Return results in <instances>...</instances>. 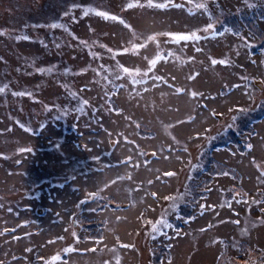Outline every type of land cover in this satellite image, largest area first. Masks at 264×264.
I'll return each instance as SVG.
<instances>
[{
	"label": "rangeland",
	"instance_id": "rangeland-1",
	"mask_svg": "<svg viewBox=\"0 0 264 264\" xmlns=\"http://www.w3.org/2000/svg\"><path fill=\"white\" fill-rule=\"evenodd\" d=\"M55 2L0 1L1 16L26 22L15 37L0 35L12 38L0 45V88L7 86L0 92V264H159L152 246L160 244L171 252L160 264H222V237L250 244L231 248L240 264L252 245L264 248V200L222 208L216 188L179 231L167 222L188 175H204L198 153L230 124L236 105L264 98V54L251 57L231 33L203 31L206 15L198 6L190 11L187 0L166 8L148 0H63L57 5L72 9L68 21L36 25L33 14L51 15ZM19 11L28 15L19 19ZM192 32L200 39H175ZM32 113L45 120L36 135L16 125ZM256 126L251 150L212 156L236 167L242 188L257 198L264 118ZM227 182L217 179L216 187ZM104 200L115 206L99 209ZM91 217L102 229L106 222L102 240L78 241L73 233Z\"/></svg>",
	"mask_w": 264,
	"mask_h": 264
},
{
	"label": "trees",
	"instance_id": "trees-1",
	"mask_svg": "<svg viewBox=\"0 0 264 264\" xmlns=\"http://www.w3.org/2000/svg\"><path fill=\"white\" fill-rule=\"evenodd\" d=\"M59 1L63 0H57V2L49 4L48 7L52 13L51 15L47 13L45 17H40L36 13L33 14L35 24L42 26V20L45 22L49 21L51 18L55 20L58 17L61 22L68 21L71 15H73L71 14L72 9L71 11H66L62 7H59V4L57 5ZM187 1L190 11H193L198 5H204V7H198L195 10L206 15V22L213 24V33L218 34L220 32H227L239 37L243 40L244 44L248 46L249 55L251 57H253L255 53L264 54V0ZM61 6H64V3H61ZM65 13L69 14L65 15ZM27 15V11H19L18 18L20 19ZM64 16L65 18H63ZM2 17H4V19H0V32L4 33V35H14L15 37V33L18 31H25V29H22L26 25L25 21L19 23L10 12L6 15L3 14V16L0 15V18ZM29 22L30 19L28 23ZM4 23L17 26L16 28L13 26H3ZM225 29H230V31H225ZM8 39L12 38L5 37L4 39L0 36V45L1 43H5ZM248 77V85L254 89L253 77H251L250 74ZM232 85L235 84L229 85V90L232 88ZM260 100H258L253 106L245 104H240V106L236 105V110H234L235 113L229 122L230 124L222 130V134L218 135L219 133H217V137L213 138L212 142L206 145L207 149L205 150L206 147L204 148L205 153H198L197 157L201 158V161L198 159L197 162L202 164L201 167L205 176L203 175L201 177V174L203 173L201 170L192 171L190 175H188L189 179H187L182 186L180 194H178L174 200V208L171 211L174 214L175 219L169 215V217H167V222H170L175 231L181 229L183 227L182 225L193 221V219L200 215V212H202L205 206V199L208 197L209 193L216 188L221 191L222 197L220 196L218 206L222 208L226 206L230 207L237 203L252 206L255 203L258 204L259 201L264 200V190L259 193L257 198L251 195L248 190L246 191L242 188V178L237 168H234L225 161H220L212 156V151L221 150L223 148L231 149L232 151L235 150L239 153H246L252 149L249 148L248 145L251 144L253 146L252 138L256 135V124L264 118V98ZM36 120H38V122H36ZM44 123V118L38 117L37 115L35 116L33 113L28 115L25 119L20 118L16 120V125L19 128L21 127L34 135L41 132L42 127L45 125ZM144 133L145 131H142V134ZM225 173L227 174L225 175ZM191 175L194 178H191ZM224 178L228 179V182L225 183L224 186L222 185V187H220V185L216 187L217 179ZM236 195L237 197L235 198ZM107 205L113 207L115 206V203L111 204L109 201L104 200L99 209L105 208ZM262 215L264 216V213H260L258 216L259 220H261L260 217ZM258 222V220L254 221V223ZM143 223H146V219L143 220ZM105 225L106 222L104 223V227ZM73 226L74 223H72V227ZM170 227L167 226L166 229L162 228L163 233L164 231H166V233L169 232ZM103 229L91 217V219H87V222L84 225L80 224V230H75V237L78 241H84L85 239L101 241L104 234ZM220 243L223 250L219 253V257L223 254V251L226 250V256L223 257L225 260L223 259L222 264H234V257H232L234 255L230 252L232 247L238 250L239 247L241 248V243L250 246V244L244 239L233 241L232 238L229 237L220 238ZM169 246L170 245H163L164 248L161 244L160 246H152L153 250L158 253L157 259L159 264L163 258L164 262L169 261V258L171 257ZM252 247L253 250L248 249L242 254L244 261L240 264H264V248L255 244L252 245ZM250 252L253 253V255H250Z\"/></svg>",
	"mask_w": 264,
	"mask_h": 264
},
{
	"label": "snow or ice",
	"instance_id": "snow-or-ice-1",
	"mask_svg": "<svg viewBox=\"0 0 264 264\" xmlns=\"http://www.w3.org/2000/svg\"><path fill=\"white\" fill-rule=\"evenodd\" d=\"M135 6H141V7H143V5H136V4H133V3H129L127 5L128 8H132V7H135ZM148 6L149 7H156V8H166V7H169V6L179 7V5H173L172 4V0H167V3H156V4L153 3V0H148ZM73 7H76V5H74ZM198 7H204V5H198ZM90 11H95V10L94 9H85L84 10V14L87 15ZM68 14L69 13H65V15H68ZM96 14L99 15V16H102V17H104L106 19H112V20H117L118 19L117 16H114V15L110 16L107 12H97ZM120 23L121 24H124L125 22L123 20H120ZM48 27H50V28H57V27H63V25L53 23L51 25H48ZM211 29H213V24L212 23L208 24L207 27L205 29H203V31L208 32ZM225 31H230V29H225ZM220 34L222 35L223 33H220ZM0 35H4V33L0 32ZM19 38L28 39L27 36L18 37V39ZM149 39L152 40V39H155V37H149ZM175 39L177 41L189 40V39H191V40H198V39H200V37L195 32H192L190 35H177L175 37ZM155 62H156L155 60L152 61L153 64ZM212 63L215 64V63H217V61L216 60H213ZM219 63H222L223 64V63H225V61L221 60V61H219ZM124 70L125 71H128L127 69H124ZM41 71H43V69H41ZM136 82L137 83H140V81H136ZM6 87L7 86H5V88ZM5 88H0V92H4ZM176 91L179 92L181 90L180 89H177ZM24 94L25 93H14V95H24ZM192 95L193 96H196L197 93L193 92ZM84 103L86 104L87 101H85ZM248 147L249 148H252L253 146L251 144H249ZM226 174L227 173H225V175ZM261 174L264 175V170H262ZM166 175L167 176H172V175H174V173L167 172ZM168 199H171V197H169ZM262 223H264V221H262ZM165 226H169V225H167L166 222H165ZM153 227L155 229V225ZM73 235L75 236V233H73ZM65 251H71V249H65ZM55 259H59V257H56Z\"/></svg>",
	"mask_w": 264,
	"mask_h": 264
}]
</instances>
